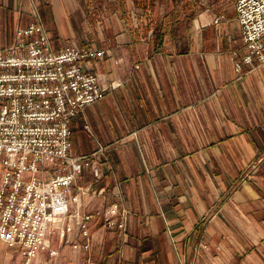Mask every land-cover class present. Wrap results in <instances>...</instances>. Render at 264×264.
<instances>
[{
	"label": "crops",
	"instance_id": "obj_1",
	"mask_svg": "<svg viewBox=\"0 0 264 264\" xmlns=\"http://www.w3.org/2000/svg\"><path fill=\"white\" fill-rule=\"evenodd\" d=\"M191 1L0 0V49L36 13L53 49L107 50L88 68L108 89L71 121V154L100 169L77 179L81 210L117 203L127 219L123 233L97 221L86 264H264V187L239 180L264 150V65L235 71L237 22Z\"/></svg>",
	"mask_w": 264,
	"mask_h": 264
},
{
	"label": "built area",
	"instance_id": "obj_2",
	"mask_svg": "<svg viewBox=\"0 0 264 264\" xmlns=\"http://www.w3.org/2000/svg\"><path fill=\"white\" fill-rule=\"evenodd\" d=\"M234 12L246 49L235 71L254 62L264 65V0H235ZM34 16L0 49V242L13 251L8 264H49L42 254L56 256L47 242L52 230L88 254L92 222L104 218L106 226L115 224L123 233L127 219L117 203L81 210L88 190L77 179L84 167L97 177L100 169L87 156L71 154V121L107 91L88 68L105 50L75 44L53 49ZM87 263L95 264L90 258Z\"/></svg>",
	"mask_w": 264,
	"mask_h": 264
},
{
	"label": "rangeland",
	"instance_id": "obj_3",
	"mask_svg": "<svg viewBox=\"0 0 264 264\" xmlns=\"http://www.w3.org/2000/svg\"><path fill=\"white\" fill-rule=\"evenodd\" d=\"M199 0H196V2L191 1L190 2V12L191 13H195L197 11V14L202 13L204 11H206L207 13H209L211 15V17L213 16V22H215L216 19L221 18V16L218 15H222L223 17H226L227 19L230 18L232 20H235V12H234V3L235 0H205L203 2V0H200V3H198ZM159 7L161 9V6L159 4ZM201 21L203 23L209 22L210 21V17L209 15L206 16L205 19H201ZM236 21V20H235ZM235 21H231V23L235 24L236 29H235V40L236 42L238 41L237 36L239 35L238 33V28L237 25L235 23ZM240 32V30H239ZM221 40L219 39V42ZM233 39L230 41V43L232 42ZM229 43V41H226ZM72 44V43H71ZM78 46H87V45H78ZM100 49V48H97ZM105 50V49H104ZM107 53V50H105V55ZM105 57V56H104ZM97 62V61H96ZM107 88V87H106ZM108 89V88H107ZM261 148H259L260 150ZM198 153H204L203 151L199 150ZM210 153V152H209ZM200 158L204 159V157ZM254 161L250 162V164H248V167L245 169L244 174L239 178L240 181L242 182H246V181H254V185H259L264 187V150L263 151H258L256 153V155L254 156ZM259 158H262L259 161ZM201 160V159H200ZM204 166H206V170L207 173L209 175H211L209 173L210 171V164L209 163V167H208V161H206L205 163H203L202 161H200ZM254 178V179H253ZM102 219V218H101ZM104 220V218L102 219ZM118 221V220H117ZM115 220V223L117 222ZM104 222L106 223V221L104 220ZM97 222H92L91 223V228H90V232L92 234H94V237L96 238V242L95 244H93L92 247V251L91 253L94 254L96 251L99 250V239L102 236L101 234V230L99 229V225L96 224ZM112 226H116L115 224H112L111 226H106L107 229L111 230V232H113L114 228ZM119 232V230H118ZM66 238H68V240H71L72 238H74V233L69 234ZM77 239L79 241L81 240V237H77ZM47 242L49 244V248L50 249H56L57 250V255L55 257H51L49 256L47 253H43L42 257H44L45 259H48L49 264H86L85 263V255H84V251H77L74 250L71 245L64 240L60 241L58 239V235L56 234V232H54V230H52L47 238ZM59 243H61V245H59ZM13 254V251L10 250L9 248H7L3 243L0 242V264H8L10 255Z\"/></svg>",
	"mask_w": 264,
	"mask_h": 264
},
{
	"label": "trees",
	"instance_id": "obj_4",
	"mask_svg": "<svg viewBox=\"0 0 264 264\" xmlns=\"http://www.w3.org/2000/svg\"><path fill=\"white\" fill-rule=\"evenodd\" d=\"M143 5V4H142ZM188 9L190 10V6H188ZM157 37V36H156Z\"/></svg>",
	"mask_w": 264,
	"mask_h": 264
}]
</instances>
